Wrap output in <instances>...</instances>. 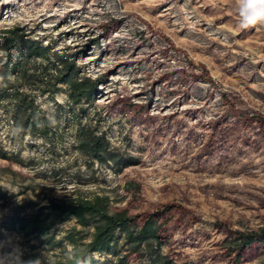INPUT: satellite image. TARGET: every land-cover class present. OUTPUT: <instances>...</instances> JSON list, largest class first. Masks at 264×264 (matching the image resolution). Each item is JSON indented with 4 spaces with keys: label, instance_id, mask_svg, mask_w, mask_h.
Returning a JSON list of instances; mask_svg holds the SVG:
<instances>
[{
    "label": "rangeland",
    "instance_id": "rangeland-1",
    "mask_svg": "<svg viewBox=\"0 0 264 264\" xmlns=\"http://www.w3.org/2000/svg\"><path fill=\"white\" fill-rule=\"evenodd\" d=\"M238 22L235 0H0V67L5 31L19 26L99 80L94 101L74 107L65 86L34 91L59 118L47 140L17 132L12 104L0 103V143L21 158H0V192L12 195L0 223L19 262L29 244L10 221L32 213L27 200L101 194L112 212L170 207L163 249L179 264H264V236L240 260L232 249L237 231L264 228V25ZM80 127L105 133L127 166L82 155ZM74 227L93 231L72 217L52 233L71 248Z\"/></svg>",
    "mask_w": 264,
    "mask_h": 264
},
{
    "label": "trees",
    "instance_id": "trees-1",
    "mask_svg": "<svg viewBox=\"0 0 264 264\" xmlns=\"http://www.w3.org/2000/svg\"><path fill=\"white\" fill-rule=\"evenodd\" d=\"M2 41L7 51V60L0 67V103L9 101L13 109V125L21 135L30 134L35 139H49L52 121H59L57 115L50 118L37 103L34 91L54 95L65 86L73 107L84 101L93 102L98 79L81 75L76 60L58 52L51 53V47L42 41L32 39L25 29L15 26L6 29ZM24 50V57L13 60L12 48ZM53 55L52 69L49 61ZM20 81L22 87H14L11 80ZM263 120V119H261ZM79 152L89 160L112 164L120 172L127 162L113 149L105 133L98 134L91 128L80 127L77 134ZM0 158L21 162L19 153L8 152L0 143ZM12 195L0 192V208H5ZM26 209L32 213L15 216L11 226L18 229L28 249L21 257V264H112L111 260H98L95 253L113 256L114 264H179L163 247L168 241L164 235L162 217L170 207L157 209L145 215H132L128 210L112 212L107 195H77L73 198L50 197L46 202L29 199ZM76 217L77 222L92 233L81 234L73 228L66 233L64 241L52 233V229L68 219ZM0 223V251L5 260L2 264H19L18 254L10 246ZM232 243L236 260H240L245 248L264 236L259 231H237ZM35 240L36 243H31ZM58 248L57 253L48 252ZM138 254L141 260L132 262L130 257Z\"/></svg>",
    "mask_w": 264,
    "mask_h": 264
},
{
    "label": "clouds",
    "instance_id": "clouds-1",
    "mask_svg": "<svg viewBox=\"0 0 264 264\" xmlns=\"http://www.w3.org/2000/svg\"><path fill=\"white\" fill-rule=\"evenodd\" d=\"M235 7L240 29L264 25V0H235Z\"/></svg>",
    "mask_w": 264,
    "mask_h": 264
}]
</instances>
